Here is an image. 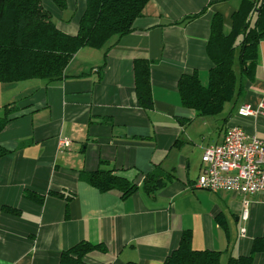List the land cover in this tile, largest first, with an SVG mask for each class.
<instances>
[{"label":"crops","instance_id":"0c3cea01","mask_svg":"<svg viewBox=\"0 0 264 264\" xmlns=\"http://www.w3.org/2000/svg\"><path fill=\"white\" fill-rule=\"evenodd\" d=\"M241 2L151 0L134 32L112 41L107 50L81 49L62 80L0 83V109L20 100L24 108V116L0 134V143L12 151L0 158V264H61L62 253L81 242L107 248L88 254L87 264H163L184 231L192 232L195 249L226 252L221 264H228L230 256L250 255L254 241L264 239V191L213 193L195 184L205 149L222 143L228 128L240 126L264 141V111L238 115L242 105L254 110L264 105V40L255 80L245 79L242 94L219 116L195 118L178 92L184 74L197 71L208 83L211 18L221 13L230 27ZM68 3L73 17L65 18L50 2L45 6L58 14V27L74 35L85 1ZM206 6L203 16L177 23ZM137 58L152 61L150 111L139 106L136 96ZM62 139L72 143L64 153L59 152ZM157 167L175 178L152 196L138 174ZM101 168L121 170L139 191L122 199L118 192L101 193L81 182L80 171ZM28 190L45 195L43 205L25 198ZM50 192L72 199L67 203ZM3 206L20 214L6 213ZM253 264H264V251Z\"/></svg>","mask_w":264,"mask_h":264},{"label":"trees","instance_id":"16d2710c","mask_svg":"<svg viewBox=\"0 0 264 264\" xmlns=\"http://www.w3.org/2000/svg\"><path fill=\"white\" fill-rule=\"evenodd\" d=\"M78 31L71 35L62 31L53 14L45 6L50 2L59 11L69 10L68 0H0V83H14L33 79L48 82L62 80L65 70L83 48L109 49L135 31V21L143 16L151 0H84ZM209 6V5H208ZM183 18L178 24L201 17L208 9ZM75 13H72V17ZM230 27L221 13L213 14L206 51L212 63L209 80L204 85L199 73L184 74L178 82L182 106L195 113V118L217 117L226 105L242 94L243 81H254L259 65V48L264 40V0H242L232 14ZM115 45V44H114ZM107 54V52H106ZM105 63L100 67L102 69ZM152 61L137 58L133 63L134 85L139 106L153 109L151 86ZM21 101V100H20ZM20 101L5 105L0 111V134L13 120L22 116ZM2 113V114H1ZM12 153L0 143V158ZM121 170L101 168L94 172L80 171L81 182L101 193L118 192L122 199L137 193L139 185ZM148 195L162 190L175 177L173 172L157 167L154 171L138 174ZM25 198L43 205L46 196L25 191ZM48 195L68 202L71 195L50 192ZM12 215L19 211L3 206ZM95 251L107 252L101 244L81 242L64 251L61 264H87L85 257ZM264 251V239L254 241L248 256H230L228 264H253L255 256ZM226 252L197 250L193 247L191 231H184L179 247L163 264H221Z\"/></svg>","mask_w":264,"mask_h":264},{"label":"built area","instance_id":"2783aa9c","mask_svg":"<svg viewBox=\"0 0 264 264\" xmlns=\"http://www.w3.org/2000/svg\"><path fill=\"white\" fill-rule=\"evenodd\" d=\"M263 111L264 105L259 110L242 105L238 108V115L255 117ZM71 144L70 140L62 139L59 152L64 153ZM202 164L195 189L213 193L229 190L244 196L264 191V141L248 134L240 126L228 128L222 143L207 147ZM243 205L242 219L246 221L249 218L248 200Z\"/></svg>","mask_w":264,"mask_h":264},{"label":"rangeland","instance_id":"374dc122","mask_svg":"<svg viewBox=\"0 0 264 264\" xmlns=\"http://www.w3.org/2000/svg\"><path fill=\"white\" fill-rule=\"evenodd\" d=\"M48 2H46L45 4H47ZM49 6V4L47 5ZM80 8V6L78 5V9ZM63 13V16L66 18V17H71L72 16V11L69 9V10H66L65 12H62ZM55 15V18H58V14L55 12L54 13ZM94 51V50H93Z\"/></svg>","mask_w":264,"mask_h":264}]
</instances>
